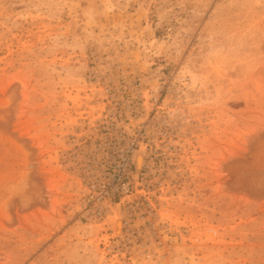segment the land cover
Here are the masks:
<instances>
[{
	"label": "rangeland",
	"instance_id": "obj_1",
	"mask_svg": "<svg viewBox=\"0 0 264 264\" xmlns=\"http://www.w3.org/2000/svg\"><path fill=\"white\" fill-rule=\"evenodd\" d=\"M121 114L149 169L87 223L76 144ZM0 264H264V0H0Z\"/></svg>",
	"mask_w": 264,
	"mask_h": 264
},
{
	"label": "built area",
	"instance_id": "obj_2",
	"mask_svg": "<svg viewBox=\"0 0 264 264\" xmlns=\"http://www.w3.org/2000/svg\"><path fill=\"white\" fill-rule=\"evenodd\" d=\"M120 118L98 122L91 135L76 144L74 167L82 185L80 218L87 223H105L122 197H129L131 205L137 198L140 176L149 169L147 153L139 177H135L139 139L122 124V114Z\"/></svg>",
	"mask_w": 264,
	"mask_h": 264
},
{
	"label": "bare ground",
	"instance_id": "obj_3",
	"mask_svg": "<svg viewBox=\"0 0 264 264\" xmlns=\"http://www.w3.org/2000/svg\"><path fill=\"white\" fill-rule=\"evenodd\" d=\"M72 26H74V22L71 24ZM149 34H153V31L151 29L148 30ZM148 56V51L146 50L145 52H143V58H147ZM158 85V82H155L152 85V88L154 89V87H156ZM143 120L138 119V118H132L130 120L129 123V127L131 130V133L134 135L136 134V128L138 126V124L142 123ZM142 143V141H141ZM139 149V148H138ZM145 154H146V150L144 148V146H141L140 149L137 151L136 153V164H137V172H140L144 162H145ZM126 202V200L124 201ZM112 230H113V235L114 237H119L122 234V230H123V221H124V216L123 213H117L116 216L112 217Z\"/></svg>",
	"mask_w": 264,
	"mask_h": 264
}]
</instances>
